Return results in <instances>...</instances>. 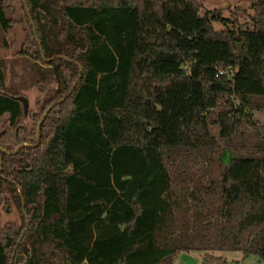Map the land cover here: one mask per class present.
Returning a JSON list of instances; mask_svg holds the SVG:
<instances>
[{"label":"trees","instance_id":"16d2710c","mask_svg":"<svg viewBox=\"0 0 264 264\" xmlns=\"http://www.w3.org/2000/svg\"><path fill=\"white\" fill-rule=\"evenodd\" d=\"M22 3L21 53L55 86L27 127L0 59V147L34 144L40 122L38 145L0 153V203L21 218L0 224V264L264 263V123L249 112L264 109V0L220 30L200 0Z\"/></svg>","mask_w":264,"mask_h":264},{"label":"rangeland","instance_id":"374dc122","mask_svg":"<svg viewBox=\"0 0 264 264\" xmlns=\"http://www.w3.org/2000/svg\"><path fill=\"white\" fill-rule=\"evenodd\" d=\"M204 10L217 9L229 19V22L222 24L213 22L216 30L233 28L237 25H247L249 15L252 13L250 4L252 0H200ZM6 17L16 21L6 32L0 29V59L4 61L6 85L15 89L19 96L27 98V112L24 124L27 127L32 125L31 116L39 111V103L48 96L49 90L55 86L51 80H39L34 71L33 60L21 53L26 51V35L29 32L25 9L22 0H12L5 11ZM235 104L236 101L234 102ZM226 107V98L218 100L214 111ZM251 121L255 126L260 127L264 123V109L256 108L250 111ZM6 115L0 118V134L3 132ZM38 125V124H37ZM253 125L244 122L243 128L251 130ZM215 129V128H213ZM37 127L35 129L36 134ZM20 224L21 218L15 205L11 204L10 210L4 203H0V224ZM223 257L228 264H264L256 255L244 257L239 251L227 252ZM203 253L200 251L181 252L174 256V264H202ZM13 256L11 257V261Z\"/></svg>","mask_w":264,"mask_h":264},{"label":"water","instance_id":"95a60500","mask_svg":"<svg viewBox=\"0 0 264 264\" xmlns=\"http://www.w3.org/2000/svg\"><path fill=\"white\" fill-rule=\"evenodd\" d=\"M239 46H240V45H239ZM56 57H58V56H55V57H53V58H56ZM60 57H62V58H64V59L68 60L67 58H65V57L62 56V55H61ZM42 58H43V60H44L45 62H48V61H50V60L52 59V58H44L43 54H42ZM68 61H69V60H68ZM81 74H82V68H81V66H79V74H78V76H77V78H76V81L72 84L70 90L66 93V95H65L64 97L60 98L57 102H61V101H63V100H64V99H65V98L71 93V91H72L73 88L75 87L76 82H77V81L79 80V78L81 77ZM18 99L22 102L23 112L26 113V112H27V98H25V97H23V96H19ZM46 113H47V111L43 114L41 120L45 117ZM39 127H40V122H39L38 125H37V130H36V142H35L34 144H20V145L17 146V148L14 150V152H16V151H17L20 147H22V146L33 147V146L38 145V143H39ZM1 152H2V153H6V154L14 153V152H7L6 150H4L3 148L0 147V153H1ZM0 158H1V157H0ZM18 191H19V193H20V195H21V190H20L19 187H18ZM22 203H23V202L21 201V204H22ZM8 264H10V261H9Z\"/></svg>","mask_w":264,"mask_h":264}]
</instances>
